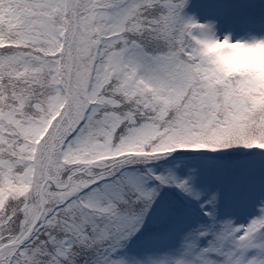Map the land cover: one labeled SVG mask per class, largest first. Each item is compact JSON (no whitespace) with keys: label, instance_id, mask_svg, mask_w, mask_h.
I'll use <instances>...</instances> for the list:
<instances>
[{"label":"snow or ice","instance_id":"obj_1","mask_svg":"<svg viewBox=\"0 0 264 264\" xmlns=\"http://www.w3.org/2000/svg\"><path fill=\"white\" fill-rule=\"evenodd\" d=\"M0 264H264V0H0Z\"/></svg>","mask_w":264,"mask_h":264}]
</instances>
